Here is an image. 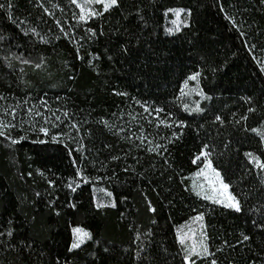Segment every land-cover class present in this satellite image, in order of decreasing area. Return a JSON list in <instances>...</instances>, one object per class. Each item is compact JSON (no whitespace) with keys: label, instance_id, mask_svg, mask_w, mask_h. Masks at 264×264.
Segmentation results:
<instances>
[{"label":"trees","instance_id":"16d2710c","mask_svg":"<svg viewBox=\"0 0 264 264\" xmlns=\"http://www.w3.org/2000/svg\"><path fill=\"white\" fill-rule=\"evenodd\" d=\"M197 215L190 264H264V0H0V264H187Z\"/></svg>","mask_w":264,"mask_h":264},{"label":"rangeland","instance_id":"374dc122","mask_svg":"<svg viewBox=\"0 0 264 264\" xmlns=\"http://www.w3.org/2000/svg\"><path fill=\"white\" fill-rule=\"evenodd\" d=\"M81 9L82 18L87 19L93 15L98 4L107 7L112 4L111 0H74ZM195 80V78H193ZM202 93L199 87L195 84H190V96ZM198 160L201 162V167L190 176L191 187L200 195L212 202L229 206L234 205V208L239 207L238 200L232 194L229 185L224 181L220 172L213 166L206 152H204ZM259 164V161L257 162ZM107 194V192H105ZM97 195V194H96ZM99 204L104 202L97 195ZM79 229L80 232H76ZM74 244L81 245L86 241L90 233L81 227H74ZM87 233V236L83 235ZM178 238L187 256L186 262L190 264V257L193 255L203 256L208 253L206 228L202 215H197L182 224L178 228Z\"/></svg>","mask_w":264,"mask_h":264},{"label":"snow or ice","instance_id":"6c2138e0","mask_svg":"<svg viewBox=\"0 0 264 264\" xmlns=\"http://www.w3.org/2000/svg\"><path fill=\"white\" fill-rule=\"evenodd\" d=\"M111 2L114 4V3H115V0H111ZM233 206H234V205H231V204L229 205V207H233ZM237 210H239V209L237 208ZM76 232H78V233H79V232H80V230H79V229H77V230H76ZM83 235L87 236V233H84ZM77 246H78V244H74V245H73V247H77Z\"/></svg>","mask_w":264,"mask_h":264}]
</instances>
